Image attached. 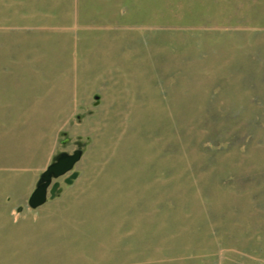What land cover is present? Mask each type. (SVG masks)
Segmentation results:
<instances>
[{"label":"rangeland","instance_id":"1","mask_svg":"<svg viewBox=\"0 0 264 264\" xmlns=\"http://www.w3.org/2000/svg\"><path fill=\"white\" fill-rule=\"evenodd\" d=\"M63 131L80 176L0 184V264H264V0H0V177Z\"/></svg>","mask_w":264,"mask_h":264},{"label":"water","instance_id":"2","mask_svg":"<svg viewBox=\"0 0 264 264\" xmlns=\"http://www.w3.org/2000/svg\"><path fill=\"white\" fill-rule=\"evenodd\" d=\"M99 97V95L93 97V106L100 103ZM77 120L78 123L81 121L80 118ZM58 135L61 139L59 145L62 149L57 150L52 155L45 170L38 175L34 189L27 200V208L30 211L43 207L56 198L58 199L65 187L72 186L80 176V171L76 170V165L85 155L88 145L91 144L90 138L84 139L82 136H77L73 142L75 150L70 151L66 148L69 146L72 137L66 131L60 132ZM21 210L22 207H19L18 211Z\"/></svg>","mask_w":264,"mask_h":264},{"label":"crops","instance_id":"3","mask_svg":"<svg viewBox=\"0 0 264 264\" xmlns=\"http://www.w3.org/2000/svg\"><path fill=\"white\" fill-rule=\"evenodd\" d=\"M43 115H48V114H43ZM15 118L23 120V119H26L27 116L18 115ZM32 119H40V117H34ZM42 166H43V163L41 165H37V166L31 167V168L34 169V170H39V169H41ZM7 183H9V185H11L13 189H14V186H16L15 190H12V191L15 192L16 197H15L14 200H10L9 197H7L6 198V202H5V204H6L5 207L7 208L8 211L9 210H14V209L17 210V208H18L17 206H19V204H21L23 201H26L28 196L30 195V192L32 191L33 183H30V182L25 183L24 181L18 180V179L15 180V181H11V180L9 181V180H5V179H2V178L0 179V184H7ZM19 186H22V187L25 186L26 187V189L28 190L26 192V194L25 193L22 194V195L21 194H19V195L17 194V190H18Z\"/></svg>","mask_w":264,"mask_h":264},{"label":"bare ground","instance_id":"4","mask_svg":"<svg viewBox=\"0 0 264 264\" xmlns=\"http://www.w3.org/2000/svg\"><path fill=\"white\" fill-rule=\"evenodd\" d=\"M136 114V113H135ZM134 114V117L131 119V123L127 126H123L124 129L122 130L121 138L119 139L122 144H133L136 141L137 135L140 133L141 127L139 124L134 122L137 120L136 115ZM135 118V119H134ZM107 125L104 124V128H106Z\"/></svg>","mask_w":264,"mask_h":264},{"label":"flooded vegetation","instance_id":"5","mask_svg":"<svg viewBox=\"0 0 264 264\" xmlns=\"http://www.w3.org/2000/svg\"><path fill=\"white\" fill-rule=\"evenodd\" d=\"M91 113H92L91 110H87V112L84 111L83 113H78V114H76L75 119L78 122V120H77L78 118H80V120H82L84 117H86L87 115H90ZM70 124L73 125V122H71ZM71 137H72V140H71L69 146H67L66 149L70 150V151H73V150H75V146L73 145L74 144L73 142L75 141L76 138H74L73 136H71ZM60 140L61 139H59V143H60ZM57 150H60V149H57Z\"/></svg>","mask_w":264,"mask_h":264}]
</instances>
